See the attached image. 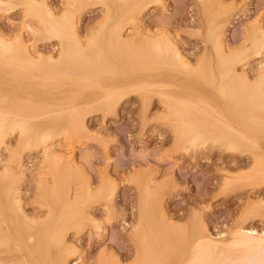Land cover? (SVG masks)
I'll use <instances>...</instances> for the list:
<instances>
[{
    "label": "rangeland",
    "instance_id": "374dc122",
    "mask_svg": "<svg viewBox=\"0 0 264 264\" xmlns=\"http://www.w3.org/2000/svg\"><path fill=\"white\" fill-rule=\"evenodd\" d=\"M37 1L45 3L55 16L78 7L68 0ZM115 1L109 0L107 8L89 0L79 13L75 12V26L84 42L78 59L61 54L60 38L48 31L38 12L29 11L21 0H0V36L26 46L34 61L43 59L41 65L29 70V76H10L0 64V111L18 120L3 124L5 136L0 139V238L7 235V242L0 246V257L4 260L58 264L59 245L49 238L56 229V216L50 215L61 212V205L54 203L48 191L56 183L53 163L67 183V200L74 201L81 194L85 201L88 189L94 194L82 203L79 226L69 227L63 235L65 246L75 248L66 255L64 264H96L107 255L114 258H107L110 264H131L136 247L131 234L145 193L158 216L159 234L164 236L156 256H170L168 264H174L178 248L198 219L213 235L226 234L237 225L264 231V122L257 135L259 145H254L233 134L205 111L202 102H196L200 94L215 93L206 82L208 67L199 65L205 60L215 61L212 44L205 35L210 28L226 52L248 53L246 57L241 55L245 58L239 60L237 69L249 80L264 70V45L256 52L250 41L251 30L257 28L264 33V0H148L145 7L136 10L134 22L124 21L122 36L164 32L184 57L183 68L191 70L199 65L196 72L200 73L188 80L177 74L180 70L172 76H161L163 83L177 88L150 87L152 75L143 72L142 65L136 68L131 63L135 69L101 71L99 63L90 59L95 50L89 42L92 35H106L119 20L123 3H128ZM24 60L13 69L19 72ZM75 77H79L77 84ZM142 82L148 85L142 86ZM120 85L132 89L107 96L102 88L112 90ZM215 95L218 106L225 109L229 101ZM176 101L183 103L191 120L199 123L192 142L188 138L176 140L182 121L173 111ZM77 114L84 128L67 136L63 129ZM260 118L264 120V115ZM25 123L31 136L28 145L22 146ZM42 131L49 133L43 142L39 140ZM157 199L161 201L158 209ZM167 223L170 230H166ZM44 236L46 249L30 253L28 244L38 243Z\"/></svg>",
    "mask_w": 264,
    "mask_h": 264
},
{
    "label": "bare ground",
    "instance_id": "6f19581e",
    "mask_svg": "<svg viewBox=\"0 0 264 264\" xmlns=\"http://www.w3.org/2000/svg\"><path fill=\"white\" fill-rule=\"evenodd\" d=\"M68 1L72 5H78L76 10L63 8L64 10L61 12V14L59 13L60 14L59 16H55L54 15L55 13L53 14V12L46 6L45 3L38 2L37 0H21V2L26 6V8L29 11H35L39 13L40 18L45 23V26L48 29V31H50L53 35L58 36L60 38L61 45L60 44L59 45L61 46V54L65 57L66 56L74 57V58L77 57L79 59L81 58L82 53L84 51V42L82 38L78 35L77 29L75 26L76 24V21H75L76 13L75 12H78L83 7L82 5H84L89 0H68ZM97 1L103 3L107 8H110L109 0H97ZM124 1H128V3L130 2V4L126 7L128 3L124 4L122 0L123 6L125 5L123 7L122 14L120 15L119 20L110 27L106 35H104L102 38L101 36L93 37V35L90 40L88 38L89 42L93 43L94 44L93 46H95V50H93V52L91 53L90 59L99 63V69L101 71L115 72L119 69L124 70L125 67H127L129 70L135 69V66H132L131 63L136 64L137 65L136 68H138L139 65L140 66L142 65L141 69L143 70V72H147L152 75L153 82L152 84L149 85L150 87L159 85V86H168L170 88H173V87L177 88L178 85L170 84V83L168 84L163 83L162 80L160 79L161 76L166 75V74H170L169 76H172L175 73V71L180 70L179 73L177 74L180 75L183 79L188 80L193 75L195 76V73L196 75L197 73H200L201 70L199 72H196L200 69L199 65L201 66V68L202 66L205 67L206 65L209 70L207 73L210 72V76L207 75L209 76V79L208 81L206 80V82H208V85L213 89V92L218 94L220 98L229 101V104H225L226 105L225 109H221L214 99V96H217L215 95V93H212L209 95L200 94L201 96H199L198 98L199 100H197L196 102H200V103L202 102L204 104V107H206L205 111L210 113L212 116H215V118H217L222 123V125L225 128L229 129V131H231L233 134H236L241 139L248 140L250 143L254 145H259L257 135H258V132L262 130L260 129L261 125H263L261 124V121L264 122V120L260 118L262 117V115H264V70L258 72L252 81L249 80V78L247 77L244 71H238L237 69V63L240 62L239 60L244 59L246 57V54L248 53L243 52V51L241 52V51H231V50L226 52L222 44L219 42L218 36L214 34L212 28H210V31L208 32V34H205V35H207V39L209 43L211 42L212 44L210 48H212V50L214 51L215 61L214 62L211 61L213 63L212 64V63H207V61L205 60V62L203 61V63L197 65L199 69L196 66H194V68H192L191 70H187L183 68V64H185V60L182 54H180L181 52H179L178 48L173 44V42L169 39V37L166 34H164V32L163 33L162 32L161 33L146 32V34H137V33L133 34L132 32V34L125 36V37L121 35V30H123L125 26L124 21L129 20L131 22H134L137 16L136 10H138L139 8L141 9L145 7V5L150 2L148 0H124ZM151 1L155 2L157 0H151ZM122 3H121V7H122ZM255 29L251 30L250 32L251 33L250 41L252 42L251 46L253 45L254 49L257 52L259 48H261L264 45V33L261 32L257 28ZM8 39L0 36V64L1 63L4 64L6 72L10 76L16 75V74H23L25 76H29L27 74L29 73V70L33 68L34 66L37 67V65H41L43 59L34 61V57L32 53H29L26 50L25 48L26 46L24 47L21 43L16 42V40L12 41ZM253 47H251L252 48L250 49L251 51L253 50ZM244 51H248V50L246 49ZM33 54H35V52H33ZM244 54H245V57L242 58L241 55H244ZM22 58L25 59L24 60L25 66L21 70H19V72H17L13 69V67H15L14 64L22 61ZM51 58L52 57L49 56L50 61H51ZM36 69H41V68H36ZM118 76H122V75H118ZM43 78L51 79L52 77L43 75ZM73 81L76 84L79 83V77H75ZM146 85L148 84L142 82V86H146ZM102 88L105 89L107 96L122 95L132 89L129 86H122L118 89L116 88L112 90H110L108 86H104ZM195 89L197 90L198 93H200L197 88ZM117 90L119 91L116 92ZM175 104L176 105L174 106L173 111H175L176 114L178 113L180 115V118L182 117L181 119L182 121L180 123L181 124L180 129L177 132L178 134L176 133L177 135L176 140L182 141L188 138L187 140L189 142H192L194 141V138H196V132L199 131V125H198L199 123L197 121L195 122L191 120L189 113L183 108V103H181L180 101H176ZM171 112H170V115H171ZM230 113L232 114V118L229 117ZM0 117H1L0 119V139H2L5 136V132L2 129L3 124L9 121L16 123L18 122V120L12 119L11 117L8 116V114L1 112V111H0ZM82 121H83L82 118L78 116L77 114L75 117H73L71 125H69L68 127L65 125L66 129H63V128L62 129L65 130V134H67V136L71 134H76L79 132L78 130L82 129L83 127ZM25 125L27 128V131L25 132L24 138L20 140V144L22 146L28 145L29 138L31 136L29 132L30 129L28 127V124L25 123ZM48 136H49L48 131H42L39 137V140L43 142L44 140H46ZM8 151L10 152L11 150H8ZM258 163H259V160L256 161V164ZM53 164L55 165V172H54L55 175L53 176L56 179V183L53 182V184L54 183L55 184L48 191H50V195L54 203L61 205V212H58L56 215H52V214L50 215V217L56 216V218H54L56 219L54 221L55 223L53 224L56 229H54L51 232V235L49 236V238L51 239V241H53V244L55 243L59 245L61 254L58 255L57 257L58 264H64L66 260L65 258L66 255L75 252V248L65 246V244L63 243V235L69 227L72 228L73 226L75 227L79 226L80 218L82 215V210H81V206H83L82 203L92 198L94 194L91 193L90 190L88 189L87 190L88 192H86L87 195L85 194V196H88V199L85 198L84 199L85 201L82 202L83 196H81V194L78 195L77 197L79 198L78 199L76 198L74 201L67 200L66 199V194L68 193L67 183L63 181L61 177L62 173L60 174V172L58 171L59 169H57V163L56 164L53 163ZM65 177H66V174H65ZM99 193L100 192L98 191L97 194ZM139 195H140V192H139ZM143 197L142 199L140 198L141 201L138 207L139 208L138 223L137 225H135V228H133V232L131 234L133 239L136 242L135 243L136 247L134 249L135 253L133 256L134 260L131 261L132 262L131 264H168L170 263L168 261L172 260L170 256H167L165 254L162 255V257L160 258L159 256H156L157 255L156 250H158L160 243L164 240V236H162V234H159V230L161 231V229L158 230L159 227L158 225H156V221H157L156 219H158L157 218L158 216L156 217L155 210H151L152 208L149 205L150 203L147 201L148 197H144V198ZM160 202L161 201L158 202V199H157L158 204L155 205V208L159 207ZM159 211H156V212H159ZM163 215H161L162 219L164 218ZM195 222H197L195 223L196 225L195 229L190 230L192 233L190 234V236H188V238L184 241V243H182L180 247L178 248V251L173 260L174 264L175 263L176 264H264V231L259 232L254 229L244 228L242 225H237L230 232L226 234L213 235L207 230L203 221L201 222V220L198 219ZM168 225L169 223H167L166 230H168L170 226ZM170 228L172 227L170 226ZM192 228H194V226ZM3 236H4L3 238H0V246L4 245L7 242V235H3ZM45 237L46 236H44V239H42V241L38 243L28 244L30 253L32 254L38 253L46 249L47 247L46 239L47 238ZM148 239H157V240H154L155 242L153 240L152 241L149 240L150 242L148 243ZM101 257L97 261L96 264H110L108 259L110 260V258L112 257H108V255L106 256L108 259L101 258ZM37 259L38 258H36V260ZM113 259L114 258H112V260ZM0 264H24V261L22 259L4 260L0 257Z\"/></svg>",
    "mask_w": 264,
    "mask_h": 264
}]
</instances>
